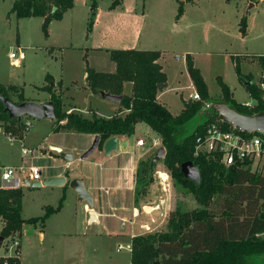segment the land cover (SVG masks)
I'll return each mask as SVG.
<instances>
[{
  "label": "rangeland",
  "instance_id": "rangeland-1",
  "mask_svg": "<svg viewBox=\"0 0 264 264\" xmlns=\"http://www.w3.org/2000/svg\"><path fill=\"white\" fill-rule=\"evenodd\" d=\"M114 1L96 0V17L99 16V24L95 25L97 20L95 19L92 32L89 33L88 18L92 16L93 0H74L70 14L63 22L49 26V36H46L40 18L18 19L11 12L15 0H0V85L18 86L19 93H23L26 99L36 103L47 99L50 94L43 90V87L49 84L47 80L49 73L54 77L57 89L62 92L63 111L81 113L89 119L97 116L95 110L100 116L122 111V106H114L105 101L98 95L99 93L83 89L86 85L84 78L86 49L104 48L109 44L110 27L120 26L126 21L122 18L124 16L115 18L112 11L128 13L129 3L135 0H122V7L113 9L111 6ZM137 1L140 10H144L149 20L150 33L146 32L144 37L153 34L150 39L153 48L164 51L162 63L169 85L160 92L159 100L173 114L178 115L182 111L196 90L182 60L186 54H190L187 56L191 57L208 86L210 96L206 101L212 104V109L216 105L229 106L224 99L220 79L231 89L237 103L256 104L245 82L239 78L237 64L241 74L253 80L260 89V84L264 81L263 0ZM181 3H184V12L179 17ZM243 17L247 18L245 35L241 32L240 25ZM52 46L62 47V52L59 49L51 54L48 48ZM18 50L23 51L24 60L20 61L19 68H15L9 55L11 52L18 54ZM177 57L181 60H176ZM88 58L93 64L99 62L103 68L110 66L111 71H115V63L105 55H94L90 52ZM8 94L11 101L21 102L19 95L12 89L8 88ZM262 96L264 99V93ZM90 107L93 113L84 114L89 113ZM204 112L208 111L201 110V115L191 122L190 130L194 129L198 122L204 121L202 118ZM23 118L33 124L28 134L23 130L18 131L17 125L0 123L6 133L0 132L2 166L22 165L23 162L33 164L42 169L41 182H44L48 176L59 172V169L53 168L56 162L49 158L50 153L54 152L47 143L50 137L53 139L52 144L64 145L68 148L66 151L75 157L72 168L63 173L68 182L79 177L80 172L86 171L88 166L94 167V162L106 160L108 157L99 147L87 160L81 161L82 155L92 147L94 140L91 141L88 136L78 133L53 134L52 123L46 120L47 118L38 119L30 116ZM7 135L14 137L16 141L9 140ZM155 137L147 124L138 123L134 137L122 139L129 149H124L122 154L113 153L121 154L113 164H116L114 167L125 175L123 189L129 192V195L116 202L127 208L123 210L127 220L118 223L124 228L122 234L118 236L124 246L132 245L133 234L167 232L170 214L178 207L184 212L205 209L196 200L190 187L177 183L171 177L164 159L150 169L151 161L158 151L157 149L153 152L156 146ZM138 138L144 139L146 143L141 151L133 146ZM22 139L23 142L20 141ZM87 146L89 148L85 150ZM23 147L35 150L34 157H28L24 161ZM113 164L109 162L107 167ZM139 173L146 182L140 187L141 193L137 195ZM26 175H29V172L26 171ZM20 177L24 181L28 179L23 173H20ZM164 179L168 180L163 181ZM19 188L23 190V218L27 221L45 216L48 207L57 209L60 200L63 197L65 200L63 207L51 214L43 225L26 223L21 239L20 234L16 233L11 241L4 242L2 244L4 254L10 249L13 251V257H19L20 253L23 264H130V251L118 250L115 247L116 238L113 233L102 225L91 226L88 221H84L89 220V216L84 214V204L78 201L71 188L61 186L33 188L25 184ZM98 207L99 209L104 207L102 202H99ZM209 208L217 217L220 216L221 200L218 196ZM150 216H154L152 227L149 226ZM97 232L101 235H95ZM41 234L45 235L44 241L41 240ZM88 238L91 239L90 242L86 241ZM255 264H264V255L256 257Z\"/></svg>",
  "mask_w": 264,
  "mask_h": 264
},
{
  "label": "trees",
  "instance_id": "trees-1",
  "mask_svg": "<svg viewBox=\"0 0 264 264\" xmlns=\"http://www.w3.org/2000/svg\"><path fill=\"white\" fill-rule=\"evenodd\" d=\"M120 4V0H115L111 8L115 9ZM73 7L74 0H15L11 12L18 19L44 18L43 30L48 36L51 22L62 20L65 13ZM92 11L89 33L92 32L97 14L96 0H93ZM183 12L184 3H181L178 16L181 17ZM240 25L241 32L245 35L246 17L241 19ZM110 55L116 64V72L99 73L88 65L86 79L94 93L104 91L123 96V110L110 119L98 116L89 119L81 113L63 111L62 99L53 92L52 81L47 78L49 84L43 90L50 93V101L55 106L54 131L100 136V150H103L104 143L109 138L131 137L138 123L147 124L166 149L164 164L171 177L177 183L190 187L196 200L205 208L201 211L184 212L178 207L170 214L167 232L134 237L131 264H255L256 257L264 255V240L257 237L264 232V214L261 213V207H264V177L237 165L227 168L217 158L195 155L197 139L205 135L207 126L219 116L214 114V109L204 112V121L198 122L190 130L191 122L201 115V102H186L182 112L174 115L158 100L159 85L167 83V75L158 62L161 58L159 51L115 50ZM187 68L197 92L204 101L208 100V86L189 56ZM237 72L256 104L249 108L237 103L231 89L220 79L223 96L229 107L248 116L264 112L261 89L253 80L241 74L238 64ZM125 83L133 85L130 96L124 94ZM0 97L10 99L8 87L0 85ZM23 102L22 100L20 103ZM0 123L17 125L18 131L24 129L22 119L11 118L1 100ZM223 129L233 130L227 123H223ZM254 134L264 136L259 132ZM186 162H193L199 167L200 185L185 179L181 166ZM154 166H150V169ZM145 182L139 173L137 195L141 193L140 187ZM216 196L221 200L219 217L209 208ZM64 200L65 197L60 200L57 209L48 207L45 216L27 221L23 218V190L0 188V238L4 242L11 241L26 223L44 224L51 214L63 207ZM0 264H20V259L0 257Z\"/></svg>",
  "mask_w": 264,
  "mask_h": 264
},
{
  "label": "crops",
  "instance_id": "crops-1",
  "mask_svg": "<svg viewBox=\"0 0 264 264\" xmlns=\"http://www.w3.org/2000/svg\"><path fill=\"white\" fill-rule=\"evenodd\" d=\"M120 2H121V4L119 6H117L118 8L122 7V0H120ZM129 7H130L129 8V12L128 13H124V14H120L118 12L119 10L112 11L113 12L112 14H113V16L115 18L117 16H124L122 18H125L126 21H125V23H123L120 26L115 25L114 27L113 26L110 27L111 38L109 40V44H106L104 46V48H87L86 49L87 52L85 54L86 55L85 58H86L87 63H86L85 71H87V66L89 65L90 68L94 69L96 72H99V73H115L116 72V64H115V71L112 72L110 66H108L107 68H103V66L99 62H95L96 64H93L92 62H90L89 58H88V54L90 52L92 54H94V55H101V56L105 55V56H107V57H109L111 59V55H110L111 51H115V50H137V51H159L161 53V58L159 59L158 62L162 66L163 72H165V69H164V66H163V63H162L163 58H164V51H161L158 48H153V46H152V44L150 42V39L152 38L153 34H150L146 38L144 37L146 32L150 33L149 30H148V27H149L148 16L146 14H144V10H142V11L140 10L139 2L137 0L132 1L131 3H129ZM71 10H69L67 13H65V15H64L62 20H60V21H52L51 24H50V27L53 24H55V23L63 22L65 20V18L68 16V14H70ZM96 16H97V14H96ZM40 19H41L42 24H44V18H40ZM95 19H97L95 25H98L99 24V16L96 17ZM90 20H91V18L90 19L88 18L89 22H90ZM95 28H96V26H95ZM115 34L118 35V36L114 37L113 35H115ZM59 49L62 52V47H53L52 46V47L48 48V50H49V52L51 54L53 52H55L56 50H59ZM187 55H190V54H186V55H184L182 57V60L185 62L186 66H187V61L184 60V57H187ZM176 60L179 61V60H181V58L180 57H179V59L176 58ZM112 62H114V61H112ZM104 69H106L107 72ZM187 73H188V68H187ZM165 74L167 75L166 72H165ZM188 76L191 79L189 73H188ZM84 78H87V72H85ZM48 79H50L52 81L53 92L56 95L60 96L61 99H62V96H63L62 92H61V90L57 89V87L55 85V81H54L55 79L49 73H48ZM167 79H168V76H167ZM191 81H192V79H191ZM192 84L195 87L193 81H192ZM1 85H4L5 87L8 86L9 89H12L13 92L17 93L19 95V98H20L19 100L20 101L23 100L24 102H32V101L26 99L24 97L23 93H19V87L18 86L5 85V84H1ZM47 85H45L44 87H46ZM166 85H167V88H168L169 82H167ZM127 86H128V88L126 89ZM167 88H164V89H167ZM83 89L92 91L90 89L89 85H88L87 79H86V85L83 87ZM132 89H133V85L132 84L125 83L124 94L130 96L131 93H132ZM164 89H162L161 91H163ZM195 89H196V87H195ZM126 90H127V92H126ZM161 91H159L158 100H159V96H160V92ZM98 95H100V94H98ZM100 97L103 98L101 95H100ZM50 99H51V95L49 94L47 99L39 100V102H36L35 104H45V103L50 102ZM233 99H234V95H233ZM104 100L107 101V102H110L114 106L115 105L121 106V103L118 104V103H114V102L108 101L106 99H104ZM190 101H191V103L193 102V100L191 99V100L188 101V103ZM13 103H15V102H13ZM15 104H18V103H15ZM91 108L92 107L89 108V113H84V114L93 113V110H91ZM74 109H77V107H74ZM95 112L97 113L98 117H103V118H106V119H110V118H112L115 115L114 113H112V114H109L108 116H100L96 110H95ZM68 113H70V112H68ZM91 118H93V117H91ZM22 120H24V118H22ZM46 120H48V121H50L52 123L53 134H57L54 131V128H55L54 124H55L56 121H52L50 119H46ZM59 133H65V132L62 131V132H59ZM67 133L70 134L71 132H67ZM71 134H73V133H71ZM83 135L88 136V138H90L91 141L94 140L95 137H96V135H91V134H83ZM154 136H156L157 138L156 137L154 138L156 146L153 148V152H155L157 149H159L162 146L161 140L158 138V136L155 133H154ZM116 137L118 138V143H119V151L118 152H120L122 154L124 152V149H126V148L129 149V147H128V145H127V143L125 141H122V139H124V137H118V136H116ZM131 137H134V135L131 136ZM139 139H142V138H138L133 146H135V148L137 150L141 151L142 148H144L145 146L144 147L137 146V141ZM51 140H53V139L50 137L48 139V141H47V143H49L51 147L56 145L57 147L62 148L63 152H67L68 153V151H66L68 148H66L62 144H52ZM89 146H87L85 148V150H87L89 148ZM51 147H50V150L52 151ZM150 150H152V149L150 148ZM147 151H149V149ZM121 154L112 155L111 157L105 158L106 160L103 159L102 161H96V162H94V165H95L94 167L88 166L86 171L82 170V172H80L81 174H80L79 177H75V178H81L84 181L87 189L93 195L94 200H95L96 208L94 209V211H95L96 216H97V221H95L93 224H91V226L94 225V224H96L97 226L102 225L108 231H110V233H113L115 238H116V246L115 247H117L118 250H119V246L123 245L122 242L119 241L118 236L121 235L122 234L121 231L124 230V228H122L118 223L120 221H122V220H127V217L125 216L126 213L123 212V210H126L127 208L121 207L119 204H116V202L118 203L119 200L124 198L125 195H129V192L125 191L123 189L124 188L123 184H124V181H125V175L123 174V172H120L119 169L117 170L114 167V165L116 166V164H113V163L117 162V160H118V158H119V156ZM49 158H50V160H53L54 162H56V166L53 167V168L57 169V170L59 169V172L56 173V174H53L51 176H48L45 180L63 176V173H65L66 171H68V170H70L72 168V166L74 164L73 162L75 161V157H74V161L73 162L64 161L61 158V155L56 153V152H51L50 155H49ZM109 162H111L113 164V166L107 167V164ZM17 166H20V165H15V166H10V167H17ZM3 167H6V166H2V164L0 163V188H1V184H2V180H1V172H2L1 170L2 169L1 168H3ZM87 172H89V173L87 174ZM91 172H92V176H91ZM67 183H69V182H67ZM67 185H69V184H67ZM61 187H65V186H61ZM68 188H70V187L68 186ZM99 202L100 203L102 202V205L104 207L99 209V207H98L99 206ZM83 204H84L83 212H84V214H88V213H86V212H88V211H86V210H88V207H87V205L85 203H83ZM158 207L160 208L161 204ZM103 209H104V212H103ZM153 209H155V207ZM134 211H136V210L134 209ZM148 218L150 219L149 220L150 221L149 222V226L150 227L154 226V223H153L154 216H150ZM84 221H88L89 222V220H84ZM22 232L23 231L18 233V234H20V239L22 237ZM95 235H101V233L97 232ZM139 235H144V233H139L138 235H134L133 234L132 237H136V236H139ZM40 237H41V240L44 241L45 235L41 234ZM90 240L91 239L88 238L86 241L90 242ZM8 241L9 240H6L5 243H8ZM20 242H21V240H20ZM11 243L12 242H10L9 245H11ZM128 245H131V244H128ZM20 247H21V243H20ZM4 256L5 257H10V258H16V257H13V251L11 249L9 251H7L6 254H4L3 246H1V248H0V257H4ZM18 258L20 259V264H23V261L21 260L20 253H19V257ZM130 264H131V262H130Z\"/></svg>",
  "mask_w": 264,
  "mask_h": 264
},
{
  "label": "built area",
  "instance_id": "built-area-1",
  "mask_svg": "<svg viewBox=\"0 0 264 264\" xmlns=\"http://www.w3.org/2000/svg\"><path fill=\"white\" fill-rule=\"evenodd\" d=\"M9 59L15 68H19L21 66L20 61L24 60V53L23 51H19L18 54L11 52ZM177 59H179V57H177ZM184 60L187 61V57H184ZM260 89L264 93V82L260 84ZM192 100L193 102H201L204 111L212 109V104L204 101L197 90H195ZM243 105L249 108L254 106L253 104L247 103ZM22 122L24 126L23 131L28 134L33 124L30 120H22ZM223 123L225 122L218 117L207 126L205 135L197 139L195 155H207L217 158L220 160L221 164L227 168L237 165L244 169H250L252 173L264 177V136L239 131L233 126H231L233 130L227 131L223 129ZM0 132H4L1 126ZM7 138L11 141H16L12 136L7 135ZM20 141L23 142L24 140L22 139ZM145 145L144 139H139L137 141V146L144 147ZM34 155L35 150L26 147L22 148L24 161L28 157L33 158ZM1 169L2 189H16L24 186L27 181L34 183L43 180L42 169L27 162H23L22 165L17 167H3ZM26 171L29 172V175H26ZM20 173H23L24 176H28V179L26 181L21 179ZM261 213L264 214V207H261ZM257 237L264 240V232L258 234ZM122 249L131 252L132 246L120 245L119 250Z\"/></svg>",
  "mask_w": 264,
  "mask_h": 264
},
{
  "label": "water",
  "instance_id": "water-1",
  "mask_svg": "<svg viewBox=\"0 0 264 264\" xmlns=\"http://www.w3.org/2000/svg\"><path fill=\"white\" fill-rule=\"evenodd\" d=\"M264 1V0H263ZM167 88V85H159L158 90ZM99 94L106 100L120 104L123 100V96H116L111 93H107L104 91H100ZM0 100L6 107V112L9 114L11 118L22 119L24 116H30L32 118H47L52 121H56V112L55 106L52 101L45 104H35L32 102H23L20 104L13 103L9 98L0 97ZM191 104V101L188 103ZM214 114L218 115L225 123L233 126L235 129L247 133H256L259 132L264 134V112L248 116L243 115L235 111L233 108L227 105H216L214 106ZM101 144V137L96 136L94 139V143L92 147L87 150L81 157V161L87 160L98 148ZM52 151L61 155V158L64 161L73 162L74 155L72 153L63 152L60 147H51ZM103 150L105 154L109 157L112 156L113 153H117L119 151V143L118 138L116 136L109 138L103 146ZM166 156V149L164 147H160L153 157L151 161V167H153L156 163H159ZM181 172L183 173L186 180H191L195 182L197 185L201 184V172L197 165L193 162H186L181 166ZM67 178L65 176L56 177L47 179L44 182H34L30 183L27 181L25 185L27 187L33 188H41L43 186H66L69 184V187L76 193L78 197V201L80 203H85L88 207V216L89 223L93 224L97 221V216L94 211L95 208V200L93 195L87 189L84 181L81 178H75L67 183ZM4 242L3 238H0V246ZM155 264H161L160 262H156Z\"/></svg>",
  "mask_w": 264,
  "mask_h": 264
},
{
  "label": "bare ground",
  "instance_id": "bare-ground-1",
  "mask_svg": "<svg viewBox=\"0 0 264 264\" xmlns=\"http://www.w3.org/2000/svg\"><path fill=\"white\" fill-rule=\"evenodd\" d=\"M159 174V173H158ZM160 177V176H159ZM166 177L168 178V176L166 175ZM169 179V178H168ZM163 181H167V179H164ZM164 183V182H163Z\"/></svg>",
  "mask_w": 264,
  "mask_h": 264
}]
</instances>
